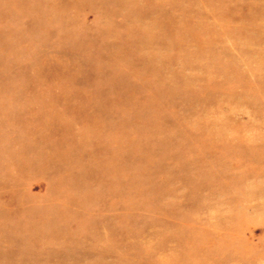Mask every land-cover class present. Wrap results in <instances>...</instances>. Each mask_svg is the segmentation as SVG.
Masks as SVG:
<instances>
[{
	"label": "rangeland",
	"instance_id": "obj_1",
	"mask_svg": "<svg viewBox=\"0 0 264 264\" xmlns=\"http://www.w3.org/2000/svg\"><path fill=\"white\" fill-rule=\"evenodd\" d=\"M0 264H264V0H0Z\"/></svg>",
	"mask_w": 264,
	"mask_h": 264
}]
</instances>
